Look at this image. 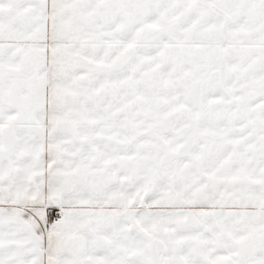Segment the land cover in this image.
<instances>
[{
	"label": "snow or ice",
	"instance_id": "6c2138e0",
	"mask_svg": "<svg viewBox=\"0 0 264 264\" xmlns=\"http://www.w3.org/2000/svg\"><path fill=\"white\" fill-rule=\"evenodd\" d=\"M0 264H264V0H0Z\"/></svg>",
	"mask_w": 264,
	"mask_h": 264
}]
</instances>
